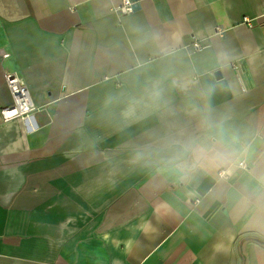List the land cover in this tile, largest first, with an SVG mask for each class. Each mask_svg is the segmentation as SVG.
Here are the masks:
<instances>
[{
    "label": "crops",
    "instance_id": "0c3cea01",
    "mask_svg": "<svg viewBox=\"0 0 264 264\" xmlns=\"http://www.w3.org/2000/svg\"><path fill=\"white\" fill-rule=\"evenodd\" d=\"M119 5L0 0V264H264V0Z\"/></svg>",
    "mask_w": 264,
    "mask_h": 264
},
{
    "label": "built area",
    "instance_id": "2783aa9c",
    "mask_svg": "<svg viewBox=\"0 0 264 264\" xmlns=\"http://www.w3.org/2000/svg\"><path fill=\"white\" fill-rule=\"evenodd\" d=\"M137 1L120 0V5L117 7V10L122 14L133 12L137 8ZM195 45L197 48H202V44L199 42ZM7 80L13 94V99L10 103L2 106L0 110L1 118L4 121H10L16 118L31 119L41 107L33 99L29 85L15 73H9ZM240 165L246 167L247 163L242 161Z\"/></svg>",
    "mask_w": 264,
    "mask_h": 264
},
{
    "label": "clouds",
    "instance_id": "9594fccd",
    "mask_svg": "<svg viewBox=\"0 0 264 264\" xmlns=\"http://www.w3.org/2000/svg\"><path fill=\"white\" fill-rule=\"evenodd\" d=\"M213 89L210 88L209 92ZM117 100V97L109 95L106 97L105 104L111 105ZM162 103L166 104L164 100V91L159 81L153 82L151 85L144 88L143 95L140 97L130 96L124 108L120 112V117L123 121L135 120L140 116L144 109L150 106H159Z\"/></svg>",
    "mask_w": 264,
    "mask_h": 264
},
{
    "label": "water",
    "instance_id": "95a60500",
    "mask_svg": "<svg viewBox=\"0 0 264 264\" xmlns=\"http://www.w3.org/2000/svg\"><path fill=\"white\" fill-rule=\"evenodd\" d=\"M221 72H219V74H220Z\"/></svg>",
    "mask_w": 264,
    "mask_h": 264
},
{
    "label": "snow or ice",
    "instance_id": "6c2138e0",
    "mask_svg": "<svg viewBox=\"0 0 264 264\" xmlns=\"http://www.w3.org/2000/svg\"><path fill=\"white\" fill-rule=\"evenodd\" d=\"M11 114V113H10Z\"/></svg>",
    "mask_w": 264,
    "mask_h": 264
}]
</instances>
